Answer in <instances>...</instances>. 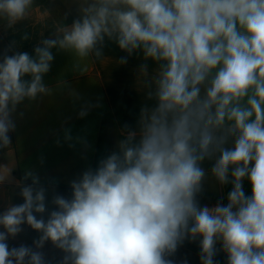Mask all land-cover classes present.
Segmentation results:
<instances>
[{
  "label": "clouds",
  "instance_id": "1",
  "mask_svg": "<svg viewBox=\"0 0 264 264\" xmlns=\"http://www.w3.org/2000/svg\"><path fill=\"white\" fill-rule=\"evenodd\" d=\"M75 3L77 18L61 19L30 55L19 47L33 36L17 26L35 0H0V22L19 36L0 55V149L12 146L18 106L51 93L43 78L54 48L81 73L109 43L126 54L120 64L138 55L145 103L114 150L70 182L69 197L49 200L25 172L23 202L0 212V264H51L49 243L59 264H174L186 240L199 241L200 264H217L218 251L227 264H264V0ZM209 176L231 185L226 204L200 205ZM25 226L37 238L10 247Z\"/></svg>",
  "mask_w": 264,
  "mask_h": 264
},
{
  "label": "crops",
  "instance_id": "2",
  "mask_svg": "<svg viewBox=\"0 0 264 264\" xmlns=\"http://www.w3.org/2000/svg\"><path fill=\"white\" fill-rule=\"evenodd\" d=\"M73 20L77 10L75 0H70ZM24 22L17 28L29 31L33 38L23 41L19 50L34 55V47L40 37L47 38L51 30L60 22L50 6L43 0L35 2ZM73 20L63 22L70 25ZM19 40L4 28L0 22V55L6 50L11 55L9 45L12 40ZM54 60L50 71L44 76V83L52 90L47 96L35 101L25 100L18 106L13 119L16 129L10 133L12 146L0 149V212L7 203H22L16 182L22 180L26 171L34 172L45 187L71 191L70 182L88 167L95 168L98 159L106 157L110 138L117 139L118 130L123 125L135 126L137 117L145 98L143 94L144 75L139 73L141 58L133 55L126 64L118 63L126 55L115 44L109 43L105 56L86 62L83 73L74 69L72 56L58 49L51 50ZM153 65L149 62V75ZM29 79V77H25ZM85 112L81 116V112ZM22 113V115H21ZM66 134L70 139H66ZM103 154L100 156V146ZM206 169L211 162L204 164ZM11 178V181L7 180ZM31 183V180L26 181ZM246 193L250 185L245 181ZM231 185L222 189L209 176L202 193L198 195L201 206H214L217 202L226 204V194ZM71 194L68 195V197ZM2 230V229H0ZM37 233L25 226L24 231L15 239L8 241L11 246L31 245ZM218 250L220 245H217ZM51 264H59L62 253L50 243L43 249ZM199 241H185L174 256V264H200ZM216 255L217 264H227L226 254L222 251Z\"/></svg>",
  "mask_w": 264,
  "mask_h": 264
},
{
  "label": "rangeland",
  "instance_id": "3",
  "mask_svg": "<svg viewBox=\"0 0 264 264\" xmlns=\"http://www.w3.org/2000/svg\"><path fill=\"white\" fill-rule=\"evenodd\" d=\"M38 1L39 0H35V2H38ZM43 2L47 3L50 6L52 12L59 18L60 21H61V19L63 22H67V21L71 22L73 20V17L71 15V10H70V4H71L70 0H43ZM76 10H77V12H76L75 16L77 17L79 13H78V9H76ZM115 141H116V138L114 136H112L110 138V145L106 151V156L109 155L114 150ZM102 154H103V144L100 146V152H99L100 156ZM99 160H100V157H99L98 161ZM46 188L48 189L49 200L51 199V196L55 193L64 195L66 197H68V195L71 194V191L54 189L52 187H46ZM218 252L220 253L221 251H218ZM217 256H219L218 253H217ZM215 258L217 260V257H215ZM223 264H225V263H223Z\"/></svg>",
  "mask_w": 264,
  "mask_h": 264
}]
</instances>
